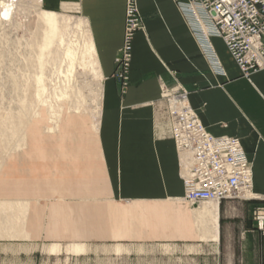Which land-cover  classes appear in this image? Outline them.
I'll list each match as a JSON object with an SVG mask.
<instances>
[{
  "label": "crops",
  "instance_id": "0c3cea01",
  "mask_svg": "<svg viewBox=\"0 0 264 264\" xmlns=\"http://www.w3.org/2000/svg\"><path fill=\"white\" fill-rule=\"evenodd\" d=\"M43 1L46 13L76 11L87 22L102 103L97 121L66 102L54 115L40 105L21 145L1 147L0 264H264L251 218L264 202L184 200L161 97L163 84L184 89L209 135L236 139L264 199V70L243 76L222 40L172 0H136L143 26L123 85L114 73L126 0ZM87 115L93 152L78 146L76 130L87 126L77 119Z\"/></svg>",
  "mask_w": 264,
  "mask_h": 264
},
{
  "label": "built area",
  "instance_id": "2783aa9c",
  "mask_svg": "<svg viewBox=\"0 0 264 264\" xmlns=\"http://www.w3.org/2000/svg\"><path fill=\"white\" fill-rule=\"evenodd\" d=\"M41 3L43 0H36ZM208 33L219 37L243 76L264 70V0H172ZM123 46L115 60L114 76L126 85L132 40L143 26L136 0H126ZM170 121V137L177 154L186 156L182 170L184 200L190 205L222 201L259 200L252 192V168L234 138H214L201 125L187 101V92L162 85ZM264 235V208L253 212Z\"/></svg>",
  "mask_w": 264,
  "mask_h": 264
},
{
  "label": "bare ground",
  "instance_id": "6f19581e",
  "mask_svg": "<svg viewBox=\"0 0 264 264\" xmlns=\"http://www.w3.org/2000/svg\"><path fill=\"white\" fill-rule=\"evenodd\" d=\"M42 4L43 1L39 3L36 0H0V31L10 26L16 27L17 24L14 22L16 13L23 18L25 15L37 16L36 31L31 34L23 47L27 49L22 51L25 54H21L22 57L16 60L19 65L16 63V69L10 71V76L5 77V81L2 82L6 88L7 85L10 88L7 89L6 98L15 101L18 105L16 104V107L13 105L14 109L8 105L7 108L0 106V164L3 155L1 147L9 146L12 139H14L13 146L21 145L25 124L36 115V109L40 105L46 106L53 115L55 109H59L60 102H68L71 109H77L81 103L83 104L84 95L87 94L82 93V89L90 85L92 88L88 87L87 91L90 89L93 94H97L96 97H99L95 113L93 112L96 117L93 116V120L99 119L103 85L98 69L93 71V75L90 74L91 71L89 72V67L96 62V56L87 22L84 19H76L73 25L69 26L68 19L64 15L46 13L41 9ZM38 47L41 49L39 52H37ZM81 50L85 51L84 54L80 53ZM37 57L42 68L41 77L33 69ZM79 85L84 87L80 88ZM31 87H33L32 94ZM4 92H0V100L5 98ZM88 96L90 98L91 95ZM180 159L182 172L186 169L188 158L180 156ZM254 196L257 199L261 198L258 195ZM74 252L78 254L79 251Z\"/></svg>",
  "mask_w": 264,
  "mask_h": 264
},
{
  "label": "rangeland",
  "instance_id": "374dc122",
  "mask_svg": "<svg viewBox=\"0 0 264 264\" xmlns=\"http://www.w3.org/2000/svg\"><path fill=\"white\" fill-rule=\"evenodd\" d=\"M78 0H72L71 2H77ZM27 2V1H26ZM44 2V1H43ZM28 3V2H27ZM49 10V9H47ZM49 11H53V12H57L60 13L62 15H64L67 19H68V25H73L74 20L76 19H81L83 20L82 17H80L78 15V13H76V11H61V10H49ZM36 20H37V16H27L25 15L24 18L19 14L16 13L14 16V22L17 24L15 25L16 27H11L10 28H3L0 31V92L3 93L5 90V98L2 100V106L7 105V94L6 92L7 89L9 88V85H7V88L2 84V82L5 81V77L10 76V71L12 72V70L16 69V63H17V59L19 57H22L23 54L22 53L23 50H27V49H23L25 42H27V39H29L31 37V34H33L36 31ZM137 33V32H136ZM135 33V34H136ZM83 36V35H81ZM83 38V37H82ZM85 39V38H84ZM88 43H90L89 41H87ZM41 49L40 47H38V51L39 52ZM83 52L85 51H80V53L84 54ZM22 54V55H21ZM39 57L36 58L35 62H34V70L37 71L36 73H38V75L41 77L42 76V68L40 65V61H39ZM19 65V63H17ZM17 65V66H18ZM95 66L92 64L91 67H89V72L90 74H94L93 71ZM164 85V84H163ZM89 88H92V86L87 85ZM165 87L169 88L168 86L164 85ZM79 87H84V85H79ZM88 87H84L82 89V93H87V94H83L85 96L83 104L81 103L80 106L77 109H71L70 108V104L68 102L69 105V109L72 111H79V110H85L86 112H88L92 117H96V114L94 115V110L97 108V104L98 101L97 99H99V97H96L97 94H93L90 90L91 93H89V90L87 91ZM161 89H162V85H161ZM31 94L33 91V87L30 88ZM93 94V95H92ZM87 95V96H86ZM88 95H91L90 98ZM161 97H162V91H161ZM2 98V97H1ZM87 98V99H86ZM96 99V100H95ZM90 101V102H89ZM94 102V103H93ZM97 102V103H96ZM95 104V105H94ZM85 105V106H84ZM89 105V106H88ZM10 109V108H9ZM92 109V110H91ZM94 112V113H93ZM93 117V118H94ZM77 120L80 121L81 125H86L87 128H83L80 129L78 128L77 134H78V146H83V147H87L88 151L93 152L94 150V145H95V138H94V133L91 131L90 129V124H91V118L90 116H80V118H78ZM77 122V121H76ZM261 184V181H259ZM255 190V188H254ZM255 193V191H254ZM258 194V193H256ZM256 201H262L264 202V199H259ZM261 203V202H260ZM260 208V207H258ZM264 208V206L262 207ZM257 208H255L253 210V212L256 210ZM251 218L253 220V215L251 214ZM255 223V222H254ZM61 249V248H60ZM66 248L64 249L65 252ZM85 252H88L85 248H84ZM84 252V253H85ZM96 252V251H95ZM66 253V252H65ZM68 254V253H66ZM60 259V261H59ZM58 264H63L64 261V257H59ZM67 259L65 260V264L67 263ZM55 259L51 258L49 262H46L47 264H54Z\"/></svg>",
  "mask_w": 264,
  "mask_h": 264
}]
</instances>
